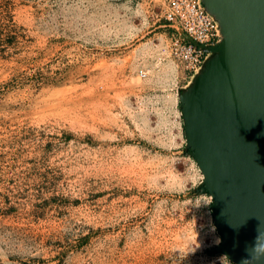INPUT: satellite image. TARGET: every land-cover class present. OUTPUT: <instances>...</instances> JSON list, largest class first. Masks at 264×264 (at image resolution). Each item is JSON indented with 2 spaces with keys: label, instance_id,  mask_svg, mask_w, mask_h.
<instances>
[{
  "label": "rangeland",
  "instance_id": "rangeland-1",
  "mask_svg": "<svg viewBox=\"0 0 264 264\" xmlns=\"http://www.w3.org/2000/svg\"><path fill=\"white\" fill-rule=\"evenodd\" d=\"M170 33L155 0H0V264H233Z\"/></svg>",
  "mask_w": 264,
  "mask_h": 264
},
{
  "label": "water",
  "instance_id": "water-1",
  "mask_svg": "<svg viewBox=\"0 0 264 264\" xmlns=\"http://www.w3.org/2000/svg\"><path fill=\"white\" fill-rule=\"evenodd\" d=\"M221 39L179 96L186 149L233 264L264 243V0H201ZM264 264V260L260 261Z\"/></svg>",
  "mask_w": 264,
  "mask_h": 264
},
{
  "label": "built area",
  "instance_id": "built-area-1",
  "mask_svg": "<svg viewBox=\"0 0 264 264\" xmlns=\"http://www.w3.org/2000/svg\"><path fill=\"white\" fill-rule=\"evenodd\" d=\"M160 19L171 30L164 49L167 55L186 73L198 71L211 47L221 39L220 28L201 0H155ZM138 76L145 79L148 73L139 69Z\"/></svg>",
  "mask_w": 264,
  "mask_h": 264
},
{
  "label": "clouds",
  "instance_id": "clouds-1",
  "mask_svg": "<svg viewBox=\"0 0 264 264\" xmlns=\"http://www.w3.org/2000/svg\"><path fill=\"white\" fill-rule=\"evenodd\" d=\"M257 243L253 247L251 253L241 261V264H260L264 260V243L259 242V237L256 238Z\"/></svg>",
  "mask_w": 264,
  "mask_h": 264
}]
</instances>
